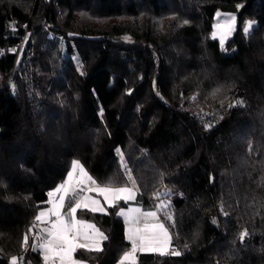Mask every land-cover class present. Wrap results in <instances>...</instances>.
I'll return each instance as SVG.
<instances>
[{
  "label": "trees",
  "instance_id": "obj_1",
  "mask_svg": "<svg viewBox=\"0 0 264 264\" xmlns=\"http://www.w3.org/2000/svg\"><path fill=\"white\" fill-rule=\"evenodd\" d=\"M218 10L236 14L224 44ZM0 75V264L73 160L168 226L181 255L137 264H264V0H0ZM202 94L244 105L210 122ZM119 205L79 209L107 240L78 259L131 248Z\"/></svg>",
  "mask_w": 264,
  "mask_h": 264
},
{
  "label": "snow or ice",
  "instance_id": "obj_2",
  "mask_svg": "<svg viewBox=\"0 0 264 264\" xmlns=\"http://www.w3.org/2000/svg\"><path fill=\"white\" fill-rule=\"evenodd\" d=\"M232 21L226 22L228 28L231 27ZM245 28L244 31L247 33L249 28ZM74 168H79L80 173L87 176L80 165L74 164ZM92 185L96 182L88 178ZM69 180H71V174H69ZM134 183V182H133ZM70 184H61L55 189V192H49V197L56 196L57 202H53L52 207L48 211H40L35 217L38 222H46L50 224V227L44 228L43 231L47 233V237L43 238V243L40 247L43 249V261L48 264L52 261V264H79V262L74 261L72 256L77 248H87L90 251L100 252L102 251L101 242L107 240L104 233L95 229L92 224H86L83 221H78L76 218V213L78 209L88 210L91 212H101L103 208L100 207V202L96 199H92L86 195H80L84 192V188H80L79 191L71 190ZM88 192H97L104 196L106 201H111L110 206H115L119 201H131L135 199L134 190L129 187H89ZM66 200L68 201L66 204ZM67 206V213L62 214V209ZM162 207H167V205H162ZM138 208H129L127 213L123 210L117 213L118 216H125L128 222V234L127 239L131 242V249L123 254L119 264H135V253L139 251H153L158 252L161 256L163 255H173L179 256L181 253L179 251H166L167 247V230L163 228V225L157 224L152 227L159 228L164 236V243H160L158 238L148 234L149 225L145 223L144 227H140V217L137 215L139 213ZM148 216H155V212L147 213ZM45 217L48 220L45 221ZM55 217V219H52ZM85 231H81V229ZM87 229L93 230V234H89ZM83 235L85 240L90 241L88 244H78L77 239ZM247 233L241 235L243 240ZM27 236H25V246L27 247ZM35 247V245H34ZM12 264H16V260H12Z\"/></svg>",
  "mask_w": 264,
  "mask_h": 264
},
{
  "label": "crops",
  "instance_id": "obj_3",
  "mask_svg": "<svg viewBox=\"0 0 264 264\" xmlns=\"http://www.w3.org/2000/svg\"><path fill=\"white\" fill-rule=\"evenodd\" d=\"M77 163L80 165V167H82L84 169V171L87 173V176L82 175L80 173V169L79 168H74V164H77ZM69 174H71V180H69ZM89 177H91V179L96 182L95 185L91 184V182L88 179ZM66 183L70 184V189L71 190L79 191L80 188H84L85 191L80 193V195H86V196H89L92 199L98 200L100 202V207L103 208V211H106L108 206H110L111 201H106L104 196L100 195L97 192H88L87 191V188H89V187H95V186H100V187L108 186V187H110V185H104V184L98 183L97 180L90 174V172L88 171V169L84 166V164L82 162H80L78 160H73L71 168H70L65 180L62 181L61 183H59L55 188H53L49 192H55L56 188H58L61 184H66ZM125 186L129 187V188H132L134 190L135 199L131 200V201H127V202L119 201L118 202V203H120L119 211L123 210L125 213H127L129 208H138L140 210L139 213L137 214V215H139L140 221H141L140 227L143 228L145 223H147L149 225L148 234L151 235V236L157 237L160 243H164V239L165 238L163 236V233H162V231L159 228L152 227V226L157 225V224L163 225V228L165 230H167V233H168L167 244L169 245V248L166 249V251L174 250V248L171 247V232H170L168 226L166 225V223L160 217V214H159L157 209H147V208L144 207L142 201L138 200V198H137L138 189L136 188V186H134V185H121V186H111V187L115 188V187H125ZM71 190H70V193H69V197L71 196ZM53 202H57V197L56 196H54L52 199H50L49 200V204L47 206L41 208L40 211H42V210L43 211H48L52 207ZM67 202L68 201L66 200V204H67ZM67 211H68V208L66 206L64 209H62V214L67 213ZM78 211H79V209L77 210V213H76V218H77L78 221L86 222V224H92V225L95 226V229H97L100 232L104 233V231L96 223H94L93 221L81 218L79 216ZM149 212H155L156 215L154 217L153 216H148L147 213H149ZM121 217L124 219V222H125L126 237H127V234H128V222H127V219H126L125 216H121ZM44 219H45V221H47L48 217H45ZM52 219H55V217H52ZM48 227H50L49 223H47L45 228H48ZM81 231L83 232V231H85V229L82 228ZM86 231H88V233L90 235L93 234V230H91V229H87ZM104 235H105V233H104ZM46 237H47V233L42 231V236L39 239L38 243L36 244V250H37V252L40 253V255L42 257V262H43V255H42V248L40 247V245L43 243V238H46ZM77 241L80 244H88V243H90V241L84 239L83 235H81L77 239ZM102 242H101V246H102ZM128 251L129 250H127L125 252H128ZM139 252H142V251L138 250L135 253V264H137L138 253ZM123 254L120 257V259L116 262V264H119L121 258L123 257ZM87 263L89 264V262H87Z\"/></svg>",
  "mask_w": 264,
  "mask_h": 264
},
{
  "label": "rangeland",
  "instance_id": "obj_4",
  "mask_svg": "<svg viewBox=\"0 0 264 264\" xmlns=\"http://www.w3.org/2000/svg\"><path fill=\"white\" fill-rule=\"evenodd\" d=\"M232 21L231 27L228 28L226 26V22ZM252 20H248L246 22L245 28H248L250 24H252ZM236 26V14L231 11H223L218 10L215 16V23H214V36L220 40L222 44H224L227 39L232 35L234 29ZM8 78L7 75H0V84L4 82ZM200 105L192 106V110L196 111L198 115L200 116H208V120L210 122L213 121L212 114L217 117H224L232 114L238 107L244 105V102L242 100H228L226 102L216 104L214 99L209 97L206 94H202L198 101ZM212 113V114H211ZM206 119V118H205ZM79 161V160H78ZM111 187V186H110ZM171 191V190H168ZM167 191V192H168ZM86 223V222H85ZM169 231V230H168ZM78 243V241H76ZM80 244V243H78ZM169 248V245L167 244L166 249ZM131 249V248H130ZM130 249H128L130 251ZM42 255H43V249H42ZM74 261L79 262V264H88L87 261L78 259L75 255V252L72 256ZM41 264H45V262H41ZM48 264H52V261H49ZM56 264H59V261H56Z\"/></svg>",
  "mask_w": 264,
  "mask_h": 264
},
{
  "label": "built area",
  "instance_id": "obj_5",
  "mask_svg": "<svg viewBox=\"0 0 264 264\" xmlns=\"http://www.w3.org/2000/svg\"><path fill=\"white\" fill-rule=\"evenodd\" d=\"M53 197H49V200L52 199ZM46 225H47L46 222H38L35 219L32 220L28 228V231L26 233V236L28 238L27 247L25 246V237H24L22 246L14 258L16 260V264H39L34 258V253L37 252L36 244L41 238L42 231Z\"/></svg>",
  "mask_w": 264,
  "mask_h": 264
}]
</instances>
